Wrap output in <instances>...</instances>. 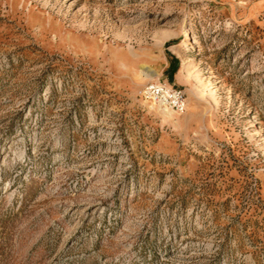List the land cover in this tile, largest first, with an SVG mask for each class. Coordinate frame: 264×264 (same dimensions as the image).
Returning a JSON list of instances; mask_svg holds the SVG:
<instances>
[{"label": "rangeland", "instance_id": "374dc122", "mask_svg": "<svg viewBox=\"0 0 264 264\" xmlns=\"http://www.w3.org/2000/svg\"><path fill=\"white\" fill-rule=\"evenodd\" d=\"M0 264H264V0H0Z\"/></svg>", "mask_w": 264, "mask_h": 264}, {"label": "built area", "instance_id": "2783aa9c", "mask_svg": "<svg viewBox=\"0 0 264 264\" xmlns=\"http://www.w3.org/2000/svg\"><path fill=\"white\" fill-rule=\"evenodd\" d=\"M141 95L155 100L164 106H168L176 113H184L187 110V97L182 89L174 88L161 83H148L141 91Z\"/></svg>", "mask_w": 264, "mask_h": 264}, {"label": "trees", "instance_id": "16d2710c", "mask_svg": "<svg viewBox=\"0 0 264 264\" xmlns=\"http://www.w3.org/2000/svg\"><path fill=\"white\" fill-rule=\"evenodd\" d=\"M173 63L175 64V65H172L171 66V70H172V76H174V74L178 71V69H179V61L176 59V58H173Z\"/></svg>", "mask_w": 264, "mask_h": 264}]
</instances>
